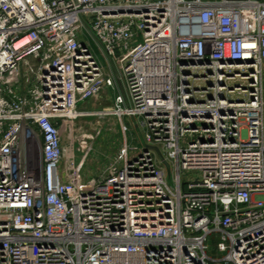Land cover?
<instances>
[{
    "label": "built area",
    "instance_id": "built-area-1",
    "mask_svg": "<svg viewBox=\"0 0 264 264\" xmlns=\"http://www.w3.org/2000/svg\"><path fill=\"white\" fill-rule=\"evenodd\" d=\"M0 264H264V0H0Z\"/></svg>",
    "mask_w": 264,
    "mask_h": 264
},
{
    "label": "rangeland",
    "instance_id": "rangeland-1",
    "mask_svg": "<svg viewBox=\"0 0 264 264\" xmlns=\"http://www.w3.org/2000/svg\"><path fill=\"white\" fill-rule=\"evenodd\" d=\"M61 138L66 157L73 154L78 159L84 155L87 146L91 147L80 170V177L83 180L101 174L122 142L115 120L96 117H84L68 123L63 128ZM129 143L136 144L130 140Z\"/></svg>",
    "mask_w": 264,
    "mask_h": 264
},
{
    "label": "water",
    "instance_id": "water-1",
    "mask_svg": "<svg viewBox=\"0 0 264 264\" xmlns=\"http://www.w3.org/2000/svg\"><path fill=\"white\" fill-rule=\"evenodd\" d=\"M123 10H121V12H122ZM130 11V10H129Z\"/></svg>",
    "mask_w": 264,
    "mask_h": 264
}]
</instances>
